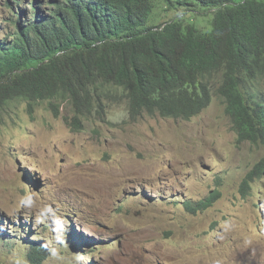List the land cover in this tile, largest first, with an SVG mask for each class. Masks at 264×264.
<instances>
[{
    "label": "rangeland",
    "instance_id": "374dc122",
    "mask_svg": "<svg viewBox=\"0 0 264 264\" xmlns=\"http://www.w3.org/2000/svg\"><path fill=\"white\" fill-rule=\"evenodd\" d=\"M20 1L11 11L0 0V39L29 4L45 13V0ZM157 5L149 27L212 29L210 10ZM25 106L0 123V264H27L37 244L42 264H264V176L240 193L264 145L239 141L216 96L189 122L130 120L122 104L79 133L68 108L56 119L42 104L31 118ZM214 189L213 208L185 211Z\"/></svg>",
    "mask_w": 264,
    "mask_h": 264
},
{
    "label": "trees",
    "instance_id": "16d2710c",
    "mask_svg": "<svg viewBox=\"0 0 264 264\" xmlns=\"http://www.w3.org/2000/svg\"><path fill=\"white\" fill-rule=\"evenodd\" d=\"M10 1L6 8H20V0ZM163 1L165 11H212L211 31L182 20L149 27L157 0H45V13L29 4L28 17L20 11L9 19L0 39V123L23 104L31 118L42 104L56 119L68 108L63 120L74 133L106 122L122 104L130 120L189 122L216 96L239 141L264 145V0ZM263 176L261 162L243 179L241 196ZM220 198L215 189L184 209L196 216ZM37 245L27 264L46 260Z\"/></svg>",
    "mask_w": 264,
    "mask_h": 264
},
{
    "label": "clouds",
    "instance_id": "9594fccd",
    "mask_svg": "<svg viewBox=\"0 0 264 264\" xmlns=\"http://www.w3.org/2000/svg\"><path fill=\"white\" fill-rule=\"evenodd\" d=\"M67 127H68V126H67ZM256 180H258V179H255V181H256ZM255 181H254V182H255ZM254 182L251 184V189H252V185L254 184ZM214 190H215V189H214ZM250 192H251V190H250ZM250 192H249V194H250ZM220 193H221V192H220ZM240 193H241V195H243L242 192H241V188H240ZM249 194H248V195H249ZM208 195H209V194H208ZM248 195H247V196H248ZM247 196H245V197L243 196V199H245ZM205 198H206V197H205ZM205 198H204V199H205ZM204 199H202V200H200V201H197V202H201V201H203ZM220 199H221V198H220ZM220 199H219V200H220ZM219 200H218V201H219ZM218 201H217V202H218ZM185 202H187V201H185ZM185 202H184V203H185ZM192 202H193V201H192ZM183 206H184V204H183ZM213 207H214V206H213ZM213 207H212V208H213ZM210 209H211V208H210ZM207 211H208V210H207ZM205 212H206V211H205ZM200 214H201V213H200ZM189 215H190V214H189ZM190 216H192V215H190ZM196 216H197V215H196ZM90 241H92V240H90ZM33 245H34V244H33ZM32 247H33V246H32ZM32 247H31V249H32ZM34 248H35V247H34ZM93 249H94V248H93ZM93 249H92V251H93ZM95 249H96V248H95ZM42 250H43V249H42ZM97 252H98V251H97ZM93 253H94V252H93ZM94 254H95V253H94Z\"/></svg>",
    "mask_w": 264,
    "mask_h": 264
},
{
    "label": "bare ground",
    "instance_id": "6f19581e",
    "mask_svg": "<svg viewBox=\"0 0 264 264\" xmlns=\"http://www.w3.org/2000/svg\"><path fill=\"white\" fill-rule=\"evenodd\" d=\"M259 180V179H258Z\"/></svg>",
    "mask_w": 264,
    "mask_h": 264
}]
</instances>
